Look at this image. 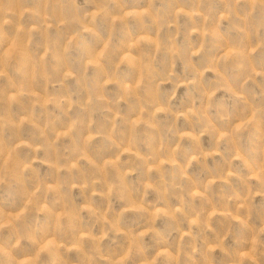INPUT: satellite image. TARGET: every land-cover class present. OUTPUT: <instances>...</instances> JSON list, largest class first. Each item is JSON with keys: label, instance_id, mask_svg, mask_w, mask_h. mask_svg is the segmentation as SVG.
I'll return each instance as SVG.
<instances>
[{"label": "rangeland", "instance_id": "obj_1", "mask_svg": "<svg viewBox=\"0 0 264 264\" xmlns=\"http://www.w3.org/2000/svg\"><path fill=\"white\" fill-rule=\"evenodd\" d=\"M0 264H264V0H0Z\"/></svg>", "mask_w": 264, "mask_h": 264}]
</instances>
